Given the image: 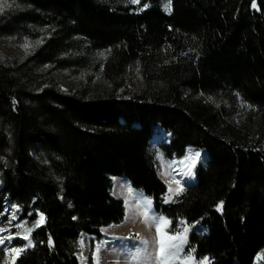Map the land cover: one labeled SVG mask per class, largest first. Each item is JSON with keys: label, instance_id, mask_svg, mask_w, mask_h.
Listing matches in <instances>:
<instances>
[{"label": "trees", "instance_id": "trees-1", "mask_svg": "<svg viewBox=\"0 0 264 264\" xmlns=\"http://www.w3.org/2000/svg\"><path fill=\"white\" fill-rule=\"evenodd\" d=\"M15 1L22 11L2 13L0 37L36 46L0 55V216L9 197L31 225L45 217L16 264H78L80 235L100 238L125 215L113 178L152 199L172 230L203 225L188 243L197 259L254 264L264 249V0H171L169 14L159 0ZM92 50L107 53L101 67ZM237 96L251 107L242 114ZM157 126L172 134L168 156H210L169 205L148 155Z\"/></svg>", "mask_w": 264, "mask_h": 264}, {"label": "rangeland", "instance_id": "rangeland-1", "mask_svg": "<svg viewBox=\"0 0 264 264\" xmlns=\"http://www.w3.org/2000/svg\"><path fill=\"white\" fill-rule=\"evenodd\" d=\"M98 2L107 4L112 8L127 6V5L138 6L140 3V2L133 3L132 0H98ZM7 3L10 4L11 7H6L4 11H7L8 13L11 14H16L22 11L21 5L17 1L7 0ZM168 3L169 0H159L161 9L169 14V11L166 10V6L168 5ZM1 15L3 14L0 13V17ZM12 32L13 31H11V34H9L10 36L8 37H0V55L2 57L15 59L21 57L23 54H27L30 50H33L35 48L36 44L32 41L31 38ZM26 43L28 44V47L24 48L23 45H25ZM89 53L90 54L88 55L90 56L92 66L101 67V63L107 57V53L102 51H93V50L90 51ZM91 69L88 70L89 73H92ZM97 79H98V75L94 74V80L96 81ZM81 80L83 81L84 79ZM65 81L66 83H69L68 78H66ZM138 82H139V74L137 68L132 65L129 68L128 83L130 84V87H134V85ZM62 90H67L66 84H62ZM236 98H237V103L234 109L238 113L242 114L244 111L249 110L251 108L250 105L242 101L241 97L237 96ZM207 100L212 103H216V104L218 103V101H214V99L207 98ZM242 104L244 105L243 107H241ZM226 107L232 110L229 104ZM153 136L154 138L155 137L162 138V141L156 144L154 143L153 141L154 138H153L149 143L148 155L152 161L153 167L157 172L159 179L167 186V192L163 196L162 200L165 205H169L175 201V198L184 189L194 187L197 184V171L199 168L202 169L208 168L210 162V156L205 150L194 147H187L185 150V154L182 157L175 154L168 156L165 148L170 145L172 140V134L159 126L155 130ZM197 152L200 153L199 157L195 155ZM183 161H186L189 165H191L194 171V179L189 180L184 186L181 184L178 177L182 173ZM174 162H177L179 164V168H178L179 172L178 171L175 172L174 170H172V172H167L164 168V165L166 164L168 166H171ZM1 187H2V182L0 180V189ZM169 189H172V191H169ZM118 192L120 193L118 194ZM110 194L114 199L119 200L123 203L125 215L119 224H112L108 227L101 228L100 238L85 233L80 235V237L85 235V237H87L88 241L90 242H88L89 250H88V255H86L87 249L80 246V241H79L80 237H79L78 253L76 255L78 264H81L83 258H85V260L90 264H101L100 262H98L100 260L97 259L95 246L96 243L98 242L101 243V241L104 240L110 241V239L106 235V232L109 230L118 231L119 233L118 234L116 233L114 235H118L120 237H122V235H126L125 238H122V241L125 247L128 249V250L126 249V251L129 254V259H128L129 264H155V262L153 263L152 258L156 257V253L159 251V237L157 235V225H159L161 232L164 233L166 237L172 235L174 232L177 231L180 233H184V229L188 228L189 231L186 233L188 242L192 232H195L199 236H203L207 232V230L202 226H197L196 228L191 230V228L186 225L184 226L178 225L175 228V230L174 229L172 230L171 222L168 223L170 220L167 219L166 217H165L166 221L163 222L159 220H155L154 217H159L162 215L155 210L154 202L150 198L146 197V195H144L142 192L135 191L128 182L124 181L121 178H113ZM148 201H151V203L149 204ZM13 213L15 214L16 217L15 219L12 218ZM40 214L42 213L36 212L34 214L35 222L33 225H31L30 222H28L27 219L23 217L22 209L15 203H13L9 197H6L3 200V212L2 215L0 216V228L7 229V231L0 232V236L6 237L11 234L16 238L13 239L10 244L6 241L5 246L9 248L13 246L22 247L28 243V241L23 239V237L28 236L34 246L28 248L27 250L33 249L35 247L34 233L36 229H38L39 227L45 224V219H44V221L41 223L39 227H34L36 221L40 219ZM16 225H21V227H16ZM29 228L33 229L31 233L27 231V229ZM143 231H147L154 236L155 239L154 238L152 239L154 250L150 249L151 246L149 244V241L147 240L146 237L142 235ZM144 241H147V243L146 244L143 243ZM5 246H0V264H12L14 255L10 252L3 251V247ZM156 246L158 251L155 253ZM187 248H188V244L184 246V251L178 253L177 256L172 255V253L175 252V249H171V248L167 249L168 255L166 259V264H199L200 259H197L195 257L194 252L190 251V253H188ZM129 252L131 253V255ZM21 255L22 254H20L19 257L16 259L15 264L17 263ZM186 255H191L195 259L191 261H186L185 260ZM158 257L161 256L158 255ZM263 261H264V249L258 254L257 258L254 261V264H262Z\"/></svg>", "mask_w": 264, "mask_h": 264}, {"label": "snow or ice", "instance_id": "snow-or-ice-1", "mask_svg": "<svg viewBox=\"0 0 264 264\" xmlns=\"http://www.w3.org/2000/svg\"><path fill=\"white\" fill-rule=\"evenodd\" d=\"M132 2L133 3H139V0H132ZM252 6L254 8L256 7L255 0H253ZM6 7H11V5L7 3V0H0V13H3V11L5 10ZM144 7H147V5H144ZM141 10H143V9H141ZM166 10L169 11V13L171 12V0H169L168 5L166 6ZM36 43L39 44L40 41H37ZM23 47L27 48L28 44L26 43L25 45H23ZM237 95H239V94H237ZM243 106L244 105L242 104L241 107H243ZM195 155L197 157H199L200 153L197 152ZM169 191H172V189H169ZM181 191H182V189H181ZM148 203L150 204L151 201H148ZM69 206H71V205H69ZM14 207H16V206H14ZM216 207H217V211H222L223 201H221ZM12 218L13 219L16 218L14 213H13ZM44 219L45 218H44L43 214H40V219L36 221V224L34 225V227H39L41 225V223L44 221ZM74 219H75V217H74ZM154 219L162 221V222L166 221V218L163 216L154 217ZM168 223H170V221ZM179 223L183 224V223H186V221L181 220ZM16 227H21V225H16ZM32 230H33L32 228L27 229V231L29 233H31ZM4 231H7V229L0 228V232H4ZM188 231H189V229L185 228L184 233H180L177 231V232H174L172 235L166 237L164 235V233L161 232L159 225H157V235L159 237V252L161 255V264H166V259H167V255H168L167 249H169V248L175 249V252L172 253L173 256H177L178 253L184 251V246L188 244L187 235H186V233ZM15 238L16 237L11 235V234L6 236V237L0 236V246H5L6 241L10 244L11 241ZM23 239L28 241V243L22 247H15V246L10 247V248L6 247V246L3 247V251L10 252L14 255L12 264H15L16 259L19 257L20 254L25 252L28 248H31L34 246L32 244V241L29 239L28 236H24ZM143 243L146 244L147 241H144ZM48 246H49V248L53 247V242H52L51 237H49ZM191 251L194 252L195 249H191ZM194 259L195 258L191 255L185 256L186 261H191ZM199 264H211V261L208 257H204L202 260L199 261Z\"/></svg>", "mask_w": 264, "mask_h": 264}, {"label": "bare ground", "instance_id": "bare-ground-1", "mask_svg": "<svg viewBox=\"0 0 264 264\" xmlns=\"http://www.w3.org/2000/svg\"><path fill=\"white\" fill-rule=\"evenodd\" d=\"M154 138V136H153ZM154 143L158 144L162 141V138L155 137L153 139ZM182 173L179 175V180L181 184L184 186L189 180L194 179V171L191 165H189L186 161L182 162ZM164 168L167 172H172L174 170L177 172L179 169V164L174 162L171 166L164 165ZM179 172V171H178ZM181 172V171H180ZM120 192H118L119 194ZM124 195V194H123ZM109 230L106 232L109 240L101 241V243H96L95 252L97 259H99L101 264H129V254L126 251V247L123 244L122 238H125L126 235H122V237L114 234H118V231ZM142 235L147 238L150 244V249L154 250V245L152 243V239L154 236L147 231H143ZM155 239V238H154ZM88 238L85 235L80 237V246L87 249L86 255H88V247L89 243ZM157 244V243H156ZM158 245V244H157ZM155 253L158 251L157 246L155 247ZM152 256V255H151ZM153 263L161 264V257H158V252L156 253V257L152 258ZM81 264H90L85 258L82 259Z\"/></svg>", "mask_w": 264, "mask_h": 264}]
</instances>
